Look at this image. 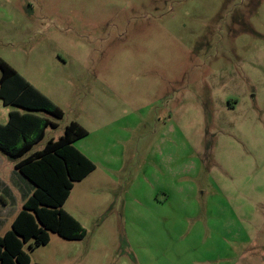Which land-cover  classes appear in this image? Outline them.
I'll use <instances>...</instances> for the list:
<instances>
[{
    "label": "rangeland",
    "instance_id": "rangeland-1",
    "mask_svg": "<svg viewBox=\"0 0 264 264\" xmlns=\"http://www.w3.org/2000/svg\"><path fill=\"white\" fill-rule=\"evenodd\" d=\"M0 58L65 113L31 152L76 120L98 167L64 205L86 236L30 264H264V0H0ZM16 162L0 236L35 188Z\"/></svg>",
    "mask_w": 264,
    "mask_h": 264
},
{
    "label": "trees",
    "instance_id": "trees-1",
    "mask_svg": "<svg viewBox=\"0 0 264 264\" xmlns=\"http://www.w3.org/2000/svg\"><path fill=\"white\" fill-rule=\"evenodd\" d=\"M0 100L21 108L10 111L8 121L0 123V150L16 159V169L35 185L11 229L0 236V264H30L24 244L31 239L43 245L50 242V232L67 239L86 236L82 223L64 205L75 184L88 177L97 165L75 145L89 134L76 120L66 125L58 139L51 138L42 149L31 152L45 138L49 127H58V122L41 113L56 118H63L65 113L2 58Z\"/></svg>",
    "mask_w": 264,
    "mask_h": 264
},
{
    "label": "crops",
    "instance_id": "crops-1",
    "mask_svg": "<svg viewBox=\"0 0 264 264\" xmlns=\"http://www.w3.org/2000/svg\"><path fill=\"white\" fill-rule=\"evenodd\" d=\"M75 145L82 151V152H84L89 158H91L93 161H94V159H93V155H92V151H91V147H88V146H86L84 143H80V139L79 140H77L76 142H75ZM98 168V167H97ZM97 168L93 171V172H95L96 170H97ZM92 172V173H93ZM91 173V174H92ZM90 174V175H91ZM89 175V176H90ZM88 176V177H89ZM88 177H86V178H88ZM85 178V179H86ZM84 179V180H85ZM82 182V181H81ZM76 185V184H75ZM7 187V186H6ZM75 188V187H74ZM73 188V189H74ZM73 191V190H72ZM71 194H72V192H71ZM4 195H6V196H9L7 193H5L4 192V190L3 189H1L0 190V200H1V197H4ZM71 196V195H70ZM70 198V197H69ZM69 212V211H68ZM70 213V212H69ZM72 214V213H71ZM73 215V214H72ZM74 216V215H73ZM75 217V216H74ZM76 218V217H75Z\"/></svg>",
    "mask_w": 264,
    "mask_h": 264
}]
</instances>
